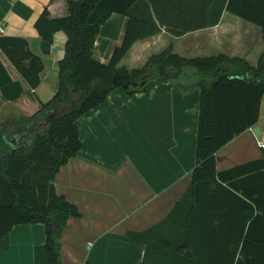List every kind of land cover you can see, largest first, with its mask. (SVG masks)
<instances>
[{"label": "crops", "instance_id": "crops-1", "mask_svg": "<svg viewBox=\"0 0 264 264\" xmlns=\"http://www.w3.org/2000/svg\"><path fill=\"white\" fill-rule=\"evenodd\" d=\"M45 7L51 16L66 11L64 0H0L1 34L25 39L42 62L40 82L30 88L0 50V123L32 115L57 89V63L66 36L58 31L47 41L38 34L35 21ZM148 7L160 30L136 40L119 67L142 68L151 55L167 47L188 59L220 54L254 66L264 51V28L260 26L264 24V0H152ZM127 22L126 15L113 13L103 23L95 38V59L110 60ZM175 30L182 33L175 35ZM199 83L192 69H184L173 79L155 80L133 94L117 88L102 104L77 118L81 147L54 180L57 193L81 211V216L68 219L62 231V264L139 263L145 259L146 246L128 241V231L156 227L155 236L165 238L173 230V222L165 225V221L187 192L195 165ZM262 112L264 96L258 121L215 153L218 171L264 159L256 141L264 133ZM256 173H264V167ZM229 199L236 200L230 195ZM210 211L217 217L216 230L226 225L232 232L240 230V217L246 213L234 206ZM155 241L150 245L148 264H160L168 249L162 243V251L161 241ZM230 246L234 244L227 242ZM183 262L203 264V259ZM0 264H48L44 225H13L0 238ZM212 264L221 263L212 257Z\"/></svg>", "mask_w": 264, "mask_h": 264}, {"label": "trees", "instance_id": "trees-1", "mask_svg": "<svg viewBox=\"0 0 264 264\" xmlns=\"http://www.w3.org/2000/svg\"><path fill=\"white\" fill-rule=\"evenodd\" d=\"M149 1L64 0L63 14L51 16L45 7L36 19L35 28L44 40L52 41L55 32L65 33L64 52L57 63L53 96L40 102L32 115L0 123V238L15 224L41 223L48 264H62V231L68 219L81 216V211L57 193L54 180L81 147L75 121L117 88L133 94L155 80L173 79L184 69H192L200 83L191 184L165 221V225L174 224L165 238L155 236L156 227L126 233L128 241L146 246L145 259L132 264H148L155 240L168 247L160 264H184L186 258L195 257H201L203 264H212V257L221 264H227L228 259V264H233L235 256V264H264V173H256L264 167V159L221 171L215 163L217 150L259 119L264 51L254 66L220 54L188 59L167 47L151 55L142 68L119 67L136 40L160 30ZM153 10L159 11L155 5ZM113 13L126 15L128 22L121 44L105 63L94 58L93 49L100 27ZM260 26L264 28V24ZM0 50L30 88L38 86L41 58L29 50L25 39L0 34ZM139 75H148L140 89L123 88L138 81ZM229 195L236 200L231 201ZM220 206L246 209L240 217L246 230L243 223L237 232L228 231L226 225L216 230L217 217L210 210ZM227 242L234 246L228 248ZM160 247L163 251V245Z\"/></svg>", "mask_w": 264, "mask_h": 264}, {"label": "water", "instance_id": "water-1", "mask_svg": "<svg viewBox=\"0 0 264 264\" xmlns=\"http://www.w3.org/2000/svg\"><path fill=\"white\" fill-rule=\"evenodd\" d=\"M147 76L148 75L143 76L142 79L139 80V81L128 82L127 84L123 85V88H125V89H135V90L140 89L145 84ZM256 132L258 133L259 130L256 129Z\"/></svg>", "mask_w": 264, "mask_h": 264}, {"label": "built area", "instance_id": "built-area-1", "mask_svg": "<svg viewBox=\"0 0 264 264\" xmlns=\"http://www.w3.org/2000/svg\"><path fill=\"white\" fill-rule=\"evenodd\" d=\"M3 32L2 25H0V34ZM257 145L258 147L262 150V153H264V133H262L258 138H257Z\"/></svg>", "mask_w": 264, "mask_h": 264}, {"label": "rangeland", "instance_id": "rangeland-1", "mask_svg": "<svg viewBox=\"0 0 264 264\" xmlns=\"http://www.w3.org/2000/svg\"><path fill=\"white\" fill-rule=\"evenodd\" d=\"M142 77H143V76H140V75H139V77H138V79H137V80H138V81H139V80H141V79H142ZM261 115H262V117H261V118H264V112H262V113H261Z\"/></svg>", "mask_w": 264, "mask_h": 264}]
</instances>
